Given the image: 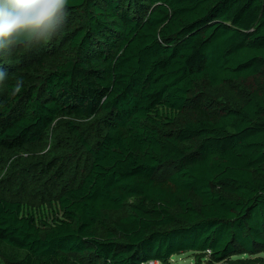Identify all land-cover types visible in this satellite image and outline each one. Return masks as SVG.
I'll return each mask as SVG.
<instances>
[{"label":"trees","instance_id":"1","mask_svg":"<svg viewBox=\"0 0 264 264\" xmlns=\"http://www.w3.org/2000/svg\"><path fill=\"white\" fill-rule=\"evenodd\" d=\"M68 5L57 36L0 54V160L55 129L82 176L50 222L0 194V263L264 255V0Z\"/></svg>","mask_w":264,"mask_h":264},{"label":"rangeland","instance_id":"2","mask_svg":"<svg viewBox=\"0 0 264 264\" xmlns=\"http://www.w3.org/2000/svg\"><path fill=\"white\" fill-rule=\"evenodd\" d=\"M54 131L55 129L47 136L42 149L16 151L0 160L2 162L0 165V194L23 200L26 209H31L38 219L48 222L55 214L54 197L61 189L68 186L73 178L76 182L82 176L83 169L77 152L73 151L75 147L67 154H63L60 148L54 145L53 141L56 139ZM51 161L57 167L55 173L48 169L47 164ZM58 169L64 175L58 177ZM123 214H127V208ZM256 257L264 259L263 254L251 257L237 255L217 264H248V259ZM208 261L205 255L187 252L173 256L169 264H210Z\"/></svg>","mask_w":264,"mask_h":264},{"label":"clouds","instance_id":"3","mask_svg":"<svg viewBox=\"0 0 264 264\" xmlns=\"http://www.w3.org/2000/svg\"><path fill=\"white\" fill-rule=\"evenodd\" d=\"M68 0H0V54L47 43L63 31L69 17ZM6 73L0 68V82ZM18 79L11 95L21 93Z\"/></svg>","mask_w":264,"mask_h":264},{"label":"built area","instance_id":"4","mask_svg":"<svg viewBox=\"0 0 264 264\" xmlns=\"http://www.w3.org/2000/svg\"><path fill=\"white\" fill-rule=\"evenodd\" d=\"M150 263L152 264V263H155V262H149V264H150Z\"/></svg>","mask_w":264,"mask_h":264}]
</instances>
